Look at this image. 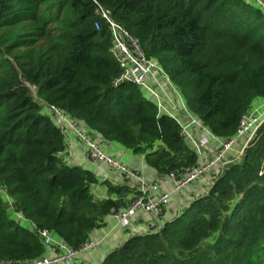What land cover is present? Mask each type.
<instances>
[{"label":"trees","instance_id":"16d2710c","mask_svg":"<svg viewBox=\"0 0 264 264\" xmlns=\"http://www.w3.org/2000/svg\"><path fill=\"white\" fill-rule=\"evenodd\" d=\"M101 10L157 62L190 118L213 136H234L253 102L264 101V11L249 1L0 0V190L37 230L73 250L123 204L93 201L97 179L63 163L64 134L47 112L143 155L160 176L199 162L180 124L144 91L114 86L120 69ZM43 251L36 233L8 218L0 194V260ZM100 264H264V123L204 196Z\"/></svg>","mask_w":264,"mask_h":264},{"label":"crops","instance_id":"0c3cea01","mask_svg":"<svg viewBox=\"0 0 264 264\" xmlns=\"http://www.w3.org/2000/svg\"><path fill=\"white\" fill-rule=\"evenodd\" d=\"M154 77L157 78V82H152L153 85L150 84L152 93L150 91H148V94L147 92H144L146 97L157 105L158 112L160 114H167L180 124L184 120L183 125L186 130L191 132L195 138L201 137V131L196 127V125L189 124L191 122L190 114L188 113L177 88H175L171 82L168 81L164 74L157 73L153 76V78ZM161 77L165 78L166 82L160 81L159 78ZM159 97L164 106L166 104V109L163 108ZM263 109L264 101L258 100L253 110ZM64 118L65 121H72L76 123L77 127L86 128L85 124L73 121V119L66 114H64ZM51 120L56 126L63 124L62 118L59 121V117L53 112L51 113ZM71 132L72 131L70 130L64 132V150L60 157L63 160V163L67 166L80 167L94 175L97 179V183L91 185L90 187V193L94 202H100L108 199L115 202L120 200L123 205L119 208H126L132 200L137 198V196H140L139 189L141 188V185H156L157 190L152 191L150 195L152 197H157L158 195L167 193L170 195V200L167 208L161 216L137 212L132 218L129 226L126 228L120 227L112 214L105 216L102 224L92 230L88 238L89 242L98 244V248L78 252L69 264H100L109 253L123 245L131 237L149 234L153 231L162 229L166 223L171 222V220L181 213L189 201L191 202L193 199L199 198L203 192L209 189L208 184L211 176L206 174L197 182H191L185 189L181 190L182 192L176 193L174 191V182L168 179H163V177L158 175L157 172L145 163L143 155L135 154L132 150L126 149L117 143L107 142L95 134V137L99 140V144H101L102 149L107 154L119 160L132 174H134V176H137L141 185L134 178L125 179L122 174H117L105 166L87 159L84 147L80 146L79 143L73 139L74 137ZM217 142L218 141H215L206 146L205 154L207 156H210V153L213 152L212 148L215 147ZM234 154H236V151L233 150L229 155ZM200 181L204 182V185H201ZM109 187L126 188L127 192L124 193L123 196H120L116 193H110ZM1 197L3 198L8 218L19 226L25 228L27 231L33 232L34 225L15 210L12 200L5 195ZM58 239L59 238L54 235V240L58 241ZM52 254L53 250L51 248H44L41 256L45 255L50 257ZM58 264L68 263L61 262Z\"/></svg>","mask_w":264,"mask_h":264},{"label":"built area","instance_id":"2783aa9c","mask_svg":"<svg viewBox=\"0 0 264 264\" xmlns=\"http://www.w3.org/2000/svg\"><path fill=\"white\" fill-rule=\"evenodd\" d=\"M248 1L264 11V0ZM100 16L107 24L110 31L113 43V53L118 61L120 69L119 77L114 80V86H117L120 83L130 82L144 92L150 91L152 93L149 78H152L153 74H164L162 69L157 65V63L145 56L137 41L125 29L117 25L102 10L100 12ZM97 26L98 25H96V28H98ZM53 113L59 117V121L62 118L63 124H60L59 127L63 131V134L64 132L71 130L73 132L74 139H76L79 144H82L87 159L101 164L117 174H122L125 179L134 178L138 181V178H136L126 166L102 149L101 144H99V140L95 137V132L89 130L87 127V129L77 127L76 123L72 121H65L64 113L57 112L56 110H53ZM252 115L246 114L241 118L239 128L237 129L235 135L230 137L226 142L220 143L222 151L214 158L213 161H204V163L197 165V167L193 168L190 172L182 175L170 173L161 177L174 182L175 192L185 189L189 183L194 182L205 175L207 169H211L214 165V161H218L224 157V155L231 151L233 146L240 142L242 138H244L245 142L248 143L253 136H255V131L257 130L260 122L264 120V113L254 115L256 117H254V120L251 118ZM245 119L247 120V123H244ZM190 121V125H196V127L201 129V131L208 132V130L198 120L190 118ZM180 126L185 140L189 143L193 142L195 153H197L198 156L203 157L208 140L206 138H202L200 141V139L195 138L191 132H188L186 135V133H183L186 128L182 124H180ZM138 183L141 185L140 181ZM155 190H157L156 185H141V188L139 189L140 196H137V198L132 200L126 208H118L117 210L112 209L110 214L114 216L120 227L125 228L129 226L132 218L137 212L161 216L168 206L170 195L163 193L157 197H152L150 193ZM32 233H36L43 248H51L53 250V254L50 257L44 255L28 260H0V264H58L61 262L69 264L78 252L98 248V244L89 242L88 240L79 250H73L62 240L58 239V241H55L54 235L46 230H37L34 227V231Z\"/></svg>","mask_w":264,"mask_h":264},{"label":"rangeland","instance_id":"374dc122","mask_svg":"<svg viewBox=\"0 0 264 264\" xmlns=\"http://www.w3.org/2000/svg\"><path fill=\"white\" fill-rule=\"evenodd\" d=\"M245 1H248V0H245ZM104 12V11H103ZM107 16H108V14L107 13H105ZM155 63H157L155 60H153ZM158 65V64H157ZM159 66V65H158ZM160 67V66H159ZM156 75V74H155ZM154 74H153V76H155ZM159 80L160 81H163V82H166V80H165V78H163V77H161V78H159ZM169 81V80H168ZM149 82H150V84H152L153 85V83L152 82H157V78L156 77H152V78H149ZM147 94H148V92H147ZM154 100H157V99H154ZM159 100H160V97H159ZM258 100H260V99H256L254 102H253V104H252V110H251V112L249 113V115H252V120H254V115H259V114H262V113H264V109L263 110H253V108H255V106H256V104H257V101ZM160 102L162 103V105H163V108H165L166 109V104H165V106H164V104H163V102L160 100ZM41 104V108L42 109H45L46 108V106H44V104H42V103H40ZM51 110V109H50ZM261 111H263V112H261ZM256 112H258V113H256ZM47 115L48 116H51V111H49V112H47ZM256 118V117H255ZM264 121V120H263ZM263 121H261L260 122V124H259V126H258V128H257V130L255 131V136H253V138L248 142V143H246L245 142V139L244 138H242V140L240 141V142H238L237 144H235L234 146H233V148H232V150L231 151H229V152H227L225 155H224V157H222L221 159H219L218 161H214V165H213V168L212 169H210V168H208L207 169V172L205 173V175L206 174H209V176H211L210 177V181H209V184H208V187H209V189L208 190H206L205 192H203L202 193V195L199 197V198H201L202 196H204L210 189H211V187L213 186V184H214V181H216V178H218V177H220L222 174H223V172L225 171V169H226V167L227 166H229V165H231V164H236V163H238L240 160H241V158L243 157V155H244V152H245V149H247L249 146H250V143L251 142H253L255 139H256V136H257V132H258V129L261 127V125H262V123H263ZM244 123H247V120L245 119L244 120ZM181 124L183 125L184 124V120H183V122H181ZM200 131H201V129H199ZM71 131V130H70ZM183 133H186V135H187V133H188V131H186V130H184L183 131ZM71 134L73 135V132H71ZM201 137H199V139H200V141H201V139L202 138H206L207 140H208V143H207V145H210L211 143H213V142H215V141H218L217 142V144H215V147L214 148H212L213 149V152L212 153H210V156H207L206 154H205V151H204V153H203V157L201 156H198V158H199V162H198V164L197 165H199V164H202V163H204V161H207V162H209V161H213L214 160V158L222 151V147H221V145H220V143H224V142H226L227 140H221V139H219L218 137H215V136H213L209 131L208 132H203V131H201ZM183 136V135H182ZM74 137V136H73ZM184 137V136H183ZM74 139V138H73ZM76 142H77V140L76 139H74ZM209 140H210V142H209ZM213 141V142H212ZM78 143V142H77ZM80 146H82V144H79ZM206 145V146H207ZM190 146L193 148V142H190ZM194 149V148H193ZM236 151V154H234V155H229L232 151ZM205 175H203L202 177H204ZM136 178H137V176H135ZM202 177H200L199 179H197L196 181H194V182H197L198 180H200ZM140 180H139V178H138V182H139ZM193 182V183H194ZM190 184V183H189ZM188 184V185H189ZM200 184L202 185H204V182H202V181H200ZM187 185V186H188ZM186 186V187H187ZM185 187V188H186ZM180 192H182V191H179V193ZM176 193H178V192H176ZM0 194H1V196H4V194L1 192V190H0ZM195 199H197V198H195ZM195 199H193V200H195ZM170 200V199H169ZM193 200L191 201V202H193ZM190 202V201H189ZM188 202V203H189ZM191 202L188 204H186L185 205V207H184V209L187 207V206H189L190 204H191ZM183 209V210H184ZM182 210V211H183ZM181 211V212H182ZM178 216V215H177ZM176 216V217H177ZM175 217V218H176ZM174 218V219H175ZM172 221V220H171ZM158 231H160V230H157V231H153L152 233H155V232H158Z\"/></svg>","mask_w":264,"mask_h":264}]
</instances>
